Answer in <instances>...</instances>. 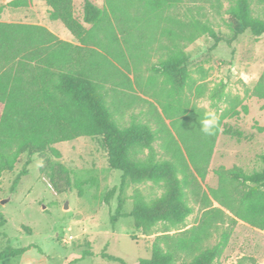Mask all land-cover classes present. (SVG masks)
<instances>
[{
  "label": "rangeland",
  "instance_id": "1",
  "mask_svg": "<svg viewBox=\"0 0 264 264\" xmlns=\"http://www.w3.org/2000/svg\"><path fill=\"white\" fill-rule=\"evenodd\" d=\"M12 1L0 0V22L42 26L62 41L79 44L50 19L43 0H28V7L9 6ZM90 1L109 21L83 24L82 0H72L74 19L91 29L98 44L90 47L99 58L124 76L103 84L112 116L122 128L132 120L147 128L152 140L139 148V157L159 166L168 163L171 173L158 180L126 179L122 192L116 190L106 204L122 173L108 166L100 138L54 144L58 158L49 151L32 155L27 174L11 189L27 160L20 156L0 180V252L28 249L0 264H118L102 258L101 251L135 264L150 257L156 236L197 227L213 210L220 212L209 215L208 245L227 234L214 264H264V229L229 221L231 215L214 198L228 185L226 171L264 169V100L253 95L264 71V33L236 36L239 26L228 13L234 0H183L163 11L136 0ZM251 9L264 19V7L256 0ZM171 58L181 60L177 71L154 70ZM209 112L219 118L213 135L199 128ZM224 127L241 137L223 134ZM174 182L191 213L180 224L156 222L148 234L135 228L129 216L133 207L166 201ZM119 199L123 216L111 224Z\"/></svg>",
  "mask_w": 264,
  "mask_h": 264
},
{
  "label": "trees",
  "instance_id": "2",
  "mask_svg": "<svg viewBox=\"0 0 264 264\" xmlns=\"http://www.w3.org/2000/svg\"><path fill=\"white\" fill-rule=\"evenodd\" d=\"M50 9V19L60 22L78 40V45L58 39L46 28L38 25L0 22V180L5 172H11L19 157L26 155L22 169L11 185L15 188L19 179L27 174L32 155L49 151L55 157L59 152L52 145L79 137H98L107 153L108 166L120 171L118 188L111 189L104 199H109L118 190L120 194L126 179L158 180L168 176L172 167L168 163L159 166L152 160H142L139 148L149 147L151 133L134 120L126 128L118 125L106 103L104 82L124 79L122 73L114 74L112 65L100 59L91 29H85L74 19L72 0H43ZM183 0H136L151 11L176 8ZM253 0H234L228 13L237 22L240 33L248 32L254 37L264 33V19L252 14ZM264 7V0H256ZM28 0H14L12 7H28ZM104 20L105 13L90 0H82V22L95 26ZM207 30V29H205ZM216 40L215 35L207 30ZM112 41L117 42L116 37ZM181 60L171 58L160 63L154 70L171 73L177 71ZM253 95L264 100V71L258 80ZM222 133L239 139L241 133L224 127ZM214 141V137L211 138ZM264 164V156L261 158ZM228 185L214 197L225 209L229 221H243L250 227L264 229V169L245 174L239 168L226 171ZM122 201L115 218L120 212ZM182 198L179 184L174 182L169 198L151 206L139 204L129 216L134 226L148 234L156 222L180 224L191 213ZM213 210L203 214L202 222L177 234H161L155 237L150 257L139 259L135 264H214L227 240L221 239L208 245L207 221ZM2 221V220H0ZM206 221V222H205ZM28 248H6L0 252V261L21 256ZM99 255L111 262L126 264L122 259Z\"/></svg>",
  "mask_w": 264,
  "mask_h": 264
},
{
  "label": "clouds",
  "instance_id": "3",
  "mask_svg": "<svg viewBox=\"0 0 264 264\" xmlns=\"http://www.w3.org/2000/svg\"><path fill=\"white\" fill-rule=\"evenodd\" d=\"M219 118L215 112H209L206 114L205 119L199 125L201 131L206 135H213L218 129Z\"/></svg>",
  "mask_w": 264,
  "mask_h": 264
},
{
  "label": "water",
  "instance_id": "4",
  "mask_svg": "<svg viewBox=\"0 0 264 264\" xmlns=\"http://www.w3.org/2000/svg\"><path fill=\"white\" fill-rule=\"evenodd\" d=\"M6 201H1V203L3 204V203H5ZM64 207H66V204H65V206Z\"/></svg>",
  "mask_w": 264,
  "mask_h": 264
}]
</instances>
